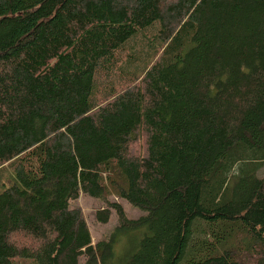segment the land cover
Wrapping results in <instances>:
<instances>
[{
	"label": "trees",
	"instance_id": "1",
	"mask_svg": "<svg viewBox=\"0 0 264 264\" xmlns=\"http://www.w3.org/2000/svg\"><path fill=\"white\" fill-rule=\"evenodd\" d=\"M0 264H264V0H0Z\"/></svg>",
	"mask_w": 264,
	"mask_h": 264
},
{
	"label": "rangeland",
	"instance_id": "2",
	"mask_svg": "<svg viewBox=\"0 0 264 264\" xmlns=\"http://www.w3.org/2000/svg\"><path fill=\"white\" fill-rule=\"evenodd\" d=\"M112 200L121 203L129 217L137 218L143 215L142 210L131 205L125 199L112 197ZM70 204L72 207L81 208L94 241L106 238V236L113 230V227L118 224V217L115 210L111 211V214L109 215L110 220L108 222L103 223L97 219V211L107 207L106 203L100 199L91 197L88 194H81L78 199L72 200Z\"/></svg>",
	"mask_w": 264,
	"mask_h": 264
}]
</instances>
